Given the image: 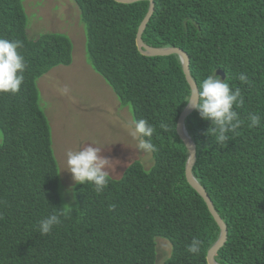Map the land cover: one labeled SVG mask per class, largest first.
<instances>
[{
    "label": "trees",
    "instance_id": "1",
    "mask_svg": "<svg viewBox=\"0 0 264 264\" xmlns=\"http://www.w3.org/2000/svg\"><path fill=\"white\" fill-rule=\"evenodd\" d=\"M74 2L88 62L130 106L133 120L146 119L155 128L153 163L146 168L135 160L120 177L109 174L100 194L88 182L64 184L37 80L72 62L73 43L60 32L31 38L24 0H0V38L21 41L26 61L19 92H0V264H157L161 240L168 255L160 264H209L220 229L186 180L189 152L176 126L191 87L180 56L138 50L136 34L150 1ZM154 2L144 42L184 50L197 86L221 70L216 75L231 91L240 89L237 102L243 103L232 110L241 125L225 133V144L215 142L210 129L218 126L196 109L185 126L197 149L192 172L228 229L216 260L264 264V0ZM240 73L251 83H241ZM252 115L261 121L255 128L248 127ZM65 205L71 213L42 235L39 221ZM194 239L202 242L198 255L187 251Z\"/></svg>",
    "mask_w": 264,
    "mask_h": 264
},
{
    "label": "rangeland",
    "instance_id": "2",
    "mask_svg": "<svg viewBox=\"0 0 264 264\" xmlns=\"http://www.w3.org/2000/svg\"><path fill=\"white\" fill-rule=\"evenodd\" d=\"M24 6L31 38L41 31L60 32L73 43L72 62L52 68L37 80L39 103L49 120L53 154L64 184L74 182L66 170V153L89 146L98 148V155L109 160L104 171L113 177H120L136 159L150 167L151 153L139 149L129 133L133 121L130 106L120 103L88 62L85 30L74 0H24ZM157 249L160 264L168 255L167 242L159 241Z\"/></svg>",
    "mask_w": 264,
    "mask_h": 264
},
{
    "label": "clouds",
    "instance_id": "3",
    "mask_svg": "<svg viewBox=\"0 0 264 264\" xmlns=\"http://www.w3.org/2000/svg\"><path fill=\"white\" fill-rule=\"evenodd\" d=\"M22 47L23 43L19 40L9 41L7 39L0 38V92L16 94L20 90L21 84L24 80L23 73L26 68V61L18 51V49ZM216 72L207 75L195 88V90L193 88L188 90V93L183 97V100L184 103L195 108L203 119H211L213 124L218 126V131L216 129H210V132L215 136V142L223 145L229 138L225 135V133L234 131L241 125V121L237 118V112L233 111L232 108L236 103L242 104L243 100L241 99L237 102V97L241 95L240 89L236 88V91L233 93L227 80H222L220 76L216 75ZM238 79L241 83H251L248 76L244 73H240L238 75ZM234 120H236V123H233ZM249 120L251 121L248 124L249 128H255L261 123L259 115H252L249 117ZM129 128L131 137L138 141L139 149L146 153H151L156 150L155 145L151 143V138L153 137L155 128L146 119L133 120ZM143 137H147L148 139L145 140ZM98 153L99 149L91 146L86 147L83 150L68 151L66 153V170L71 173L74 182L79 184L88 182L94 185V191L97 194H100L108 186L110 182V175L108 172L104 171L105 166L109 164V160L107 158H102L98 155ZM195 179L197 180L196 177ZM198 183L202 185L199 181ZM115 207L116 206L114 204L110 205L108 210L113 211ZM70 213L71 208L67 205L53 211L52 214L47 215L39 221L38 231L42 235L50 234L55 226L62 223L61 217L67 218ZM201 247L202 242L199 239H194L192 243L187 246V251L191 254L198 255L201 251ZM217 252L215 253V257Z\"/></svg>",
    "mask_w": 264,
    "mask_h": 264
},
{
    "label": "water",
    "instance_id": "4",
    "mask_svg": "<svg viewBox=\"0 0 264 264\" xmlns=\"http://www.w3.org/2000/svg\"><path fill=\"white\" fill-rule=\"evenodd\" d=\"M118 2H123V3H133V2H137V1H141V0H116ZM150 1V7L148 10V13L146 14L145 18L143 19V21L141 22V24L139 25L137 34H136V45L138 47V50L140 51V53L144 54V55H169L172 53H177L180 56L181 62H182V66H183V72L185 74L186 80L189 83L191 89L193 88L195 90V88L197 87L196 82L194 81L191 73H190V67H189V57L187 55V53L182 50L179 47H153L148 45L147 43L144 42L143 38H142V33L155 9V5H154V0H149ZM218 73L220 72V70L217 71ZM195 108L190 107L189 105H187L183 111L181 112V114L178 117L177 120V126H176V130L177 133L179 134V136L181 137V139L184 141L185 145L188 148V159L186 162V167H185V173H186V177L188 182L190 183V185L198 191V193H200V195H202L208 209L210 210L211 214L213 215L215 221L217 222L219 228H220V235L219 238L217 239V241L214 243V245L209 249L208 253H207V261L209 264H220L215 260V253L217 252V250H219L225 243L226 239H227V226L225 224V222L223 221V219L221 218V216L218 214V212L216 211V209L214 208V205L209 197V195L207 194L206 190L204 189V187L202 185H200L198 183V181L195 179L193 173H192V167L196 161V157H197V149H196V145L194 143V141L192 140L191 136L189 135L186 127H185V120L188 117V115L194 110Z\"/></svg>",
    "mask_w": 264,
    "mask_h": 264
}]
</instances>
